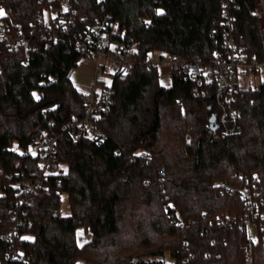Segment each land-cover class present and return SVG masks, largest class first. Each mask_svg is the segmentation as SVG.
I'll use <instances>...</instances> for the list:
<instances>
[{
	"label": "trees",
	"instance_id": "1",
	"mask_svg": "<svg viewBox=\"0 0 264 264\" xmlns=\"http://www.w3.org/2000/svg\"><path fill=\"white\" fill-rule=\"evenodd\" d=\"M1 2L15 20L40 9L37 0ZM239 2L233 33L247 57L262 59L264 20L251 13L259 0ZM79 11L110 13L136 42L137 59L153 50L207 59L221 48V0H79ZM83 56L66 40L41 42L29 57L0 52V236L19 206L16 180L38 167L25 148L41 132L59 134L56 169L33 196L32 224L21 227L24 256L7 260L0 237V264H244L246 204L214 183L250 186L264 209V81L241 90L242 130L214 139L212 93L196 94L175 72L164 85L157 67L137 66L113 79L102 136L73 140L63 125L83 114L71 81ZM43 73L57 78L37 99ZM62 192L68 215L59 211ZM79 226L92 231L86 243H77ZM255 228L254 261L264 264V228Z\"/></svg>",
	"mask_w": 264,
	"mask_h": 264
},
{
	"label": "built area",
	"instance_id": "2",
	"mask_svg": "<svg viewBox=\"0 0 264 264\" xmlns=\"http://www.w3.org/2000/svg\"><path fill=\"white\" fill-rule=\"evenodd\" d=\"M40 6L35 17L28 20H15L11 16V8L0 0V52H22L29 57L32 50L41 42L46 44L58 40H66L84 56L95 59V74L92 86L86 91H80L79 98L83 102V114L68 120L63 129L73 140L80 138L95 139L103 134L102 121L110 113L115 102L113 79L130 74L137 66H165L172 73L183 76L190 81L195 93L206 95L212 93L217 105V113L213 126V138L220 139L242 130L240 119L241 108L237 105L245 79L251 75L260 76L264 72V58H249L238 45L233 33L236 11L240 7L239 0H221V48L209 58L198 54L180 55L164 52L158 59L148 55L137 59V44L132 36L127 35L118 20L110 13H104L95 19H89L87 14L79 11V0H37ZM45 11H48L46 15ZM254 16L264 17V0H259L258 6L251 10ZM27 62V58L25 59ZM105 75H111L112 80L106 83ZM56 75H46L39 80L33 89L35 98L44 97V86L56 80ZM212 116V115H211ZM59 134L41 132L25 148L38 161V167L33 177L18 179L15 186L19 189V206L13 211V220L7 233L1 239L8 243L5 258L21 260L24 256L22 247L18 244L21 227L30 226V204L34 194L42 186L48 174L55 171L54 165L58 153ZM216 186L237 191L244 200L247 212L238 223L245 229L247 242L245 246L244 264H255L254 242L256 228H264V209L250 186H231L223 181H216ZM208 254V252H207ZM24 264H28L24 262Z\"/></svg>",
	"mask_w": 264,
	"mask_h": 264
},
{
	"label": "rangeland",
	"instance_id": "3",
	"mask_svg": "<svg viewBox=\"0 0 264 264\" xmlns=\"http://www.w3.org/2000/svg\"><path fill=\"white\" fill-rule=\"evenodd\" d=\"M45 13L46 15H48V11H45ZM263 32H264V26H263ZM161 53L162 52H160L159 50H153L149 52V55L154 57L155 59H158ZM94 66H95V59L93 57L83 56L82 58H80L78 65L71 73V81L79 90L81 91L87 90L89 87L92 86L93 80L90 78L91 76L90 72L92 71V69H94ZM104 78L106 80V83H110L112 80L111 75H105ZM160 78L163 84L165 85H168L171 82L169 75L164 71ZM245 81H246V85H248V83L257 85L261 81H264V72H262L260 76L251 75L247 79H245ZM61 166H63L65 169L67 168L66 164H62ZM59 211L62 215H68L71 211L69 197L66 192H62L60 194ZM80 233H82V235H78ZM75 234H76L77 243L82 244L91 237L92 231L90 228L87 229L85 226H79L77 227ZM76 264H93V263L86 262L84 259H79L77 260Z\"/></svg>",
	"mask_w": 264,
	"mask_h": 264
},
{
	"label": "crops",
	"instance_id": "4",
	"mask_svg": "<svg viewBox=\"0 0 264 264\" xmlns=\"http://www.w3.org/2000/svg\"><path fill=\"white\" fill-rule=\"evenodd\" d=\"M80 60V59H79ZM79 62V61H78ZM78 65V64H77ZM158 71H159V75H160V77H161V75H162V73H163V71L164 72H166L168 75H169V77H170V81L172 82V78H171V76H170V70H169V68H167V67H165V66H160L159 68H158ZM91 74V76H90V78L92 79V80H94V74H95V66H94V69H92V71L90 72ZM160 81H161V83L163 84V82H162V80H161V78H160ZM171 82L168 84V85H170L171 84ZM165 85V84H164ZM90 88V87H89ZM88 88V89H89ZM87 89V90H88ZM81 91V90H80ZM82 91H86V90H82Z\"/></svg>",
	"mask_w": 264,
	"mask_h": 264
},
{
	"label": "water",
	"instance_id": "5",
	"mask_svg": "<svg viewBox=\"0 0 264 264\" xmlns=\"http://www.w3.org/2000/svg\"><path fill=\"white\" fill-rule=\"evenodd\" d=\"M214 119H215V115L212 114V116H211V118H210V122L212 123V122L214 121Z\"/></svg>",
	"mask_w": 264,
	"mask_h": 264
},
{
	"label": "snow or ice",
	"instance_id": "6",
	"mask_svg": "<svg viewBox=\"0 0 264 264\" xmlns=\"http://www.w3.org/2000/svg\"><path fill=\"white\" fill-rule=\"evenodd\" d=\"M0 15H4L3 10H0ZM78 235H82V233L78 234ZM86 243V242H85Z\"/></svg>",
	"mask_w": 264,
	"mask_h": 264
}]
</instances>
